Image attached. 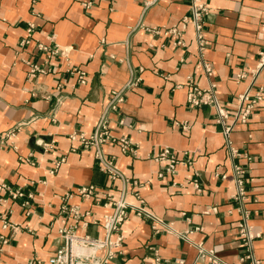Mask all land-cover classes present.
I'll use <instances>...</instances> for the list:
<instances>
[{
	"label": "crops",
	"instance_id": "obj_1",
	"mask_svg": "<svg viewBox=\"0 0 264 264\" xmlns=\"http://www.w3.org/2000/svg\"><path fill=\"white\" fill-rule=\"evenodd\" d=\"M206 2L205 58L215 70L210 79L196 65L193 25L180 35L169 31L191 14L189 0H0V183L25 193L13 199L0 192L8 197L0 201V214L18 225L3 229L0 219V236L8 239L0 238V264H49L63 243V220L79 234L105 236L103 216L111 209L103 205L102 190L119 194L123 183L100 169L95 147L71 135L93 133L118 92L122 101L107 111L108 129L130 139L136 151L123 152L113 141L103 142V151L128 178L143 183L140 194L171 228L157 232L151 219L131 211L118 231L122 246L107 264H148L156 253L167 264H213L198 259V244L237 264L241 212L233 198L234 163L245 170V204L260 233L254 252L264 264V95L248 121L233 122L240 96L264 89V65L258 67L264 0ZM30 24V42L21 44ZM179 39L184 44H176ZM39 43L59 52L47 58ZM32 64L42 68L34 77ZM77 69L86 73L84 83ZM210 82L230 114L229 140L240 153L233 158L216 108L188 101L193 86L208 89ZM16 126L15 136L1 144ZM165 147L175 159L172 172L168 157L155 158ZM90 184L100 193L78 194ZM127 198L136 200L131 193Z\"/></svg>",
	"mask_w": 264,
	"mask_h": 264
},
{
	"label": "built area",
	"instance_id": "obj_2",
	"mask_svg": "<svg viewBox=\"0 0 264 264\" xmlns=\"http://www.w3.org/2000/svg\"><path fill=\"white\" fill-rule=\"evenodd\" d=\"M191 4V14L182 17L180 22V28H172L169 31L180 35L181 31L185 29L189 24L193 25L195 40L198 48V61L196 63L197 68L202 69L206 76L210 79L215 70L211 64L205 58V50L208 45V41L204 31V16L209 12L210 7L206 0H189ZM91 1L86 3L88 6ZM34 31V25L30 24L27 28V36L22 39L21 44L29 43ZM176 44H184L182 40H177ZM38 48L46 53L47 58L57 54L59 52L57 47H51L43 43L38 44ZM264 65V51L260 52L259 70ZM258 70V71H259ZM42 68L38 64H32L29 71V75L36 76ZM79 73L80 82L86 81V73L84 71L76 70ZM257 72V70L255 71ZM258 73V72H257ZM246 76L245 73H240L239 78ZM134 80V79H133ZM130 81L128 87L134 84V81ZM136 81L139 78L135 79ZM215 83L210 82L208 89H201L198 86H193L188 92V101L194 105L210 104L216 108L218 113L217 121L225 125V133L228 137L227 143L230 150L231 157L240 155L238 150L232 145L229 140L230 131L233 128V124H227V119L230 114L219 103L215 93ZM264 89H260L253 97L249 92L240 96L241 106L239 110L234 114L233 122L248 121L252 110L262 101L264 95ZM122 101L121 92L115 93L112 101L109 104L106 113L102 117L97 129L87 135L83 133H74L71 138L79 140L83 147H95L96 157L99 162L100 169L104 171L111 180L120 179L123 183L119 194H115L111 188H103L102 195L105 198L103 205L109 207L111 210L103 216V227L105 230V236L103 238L92 237L88 234H79L76 230V225H67L65 220L59 227L58 232L63 240L62 245L57 249L56 253L49 258V264H107L114 258L116 252L122 246L123 235L118 234L122 224L128 219L131 211L135 212L138 216L151 219L153 222V228L155 231L160 232L162 230H169L171 225L165 223L163 219L154 214L149 208L145 199L140 194L138 187L143 186V183L128 178L123 171H121L114 163L113 157H106L102 143L106 141H113L117 143L123 152H134L136 149L132 146L130 139L126 137L111 135L108 129L107 111L109 108L114 109L117 104ZM20 126H16L6 132V138L1 141V144L8 143V139L15 136ZM37 144L42 145L40 141H36ZM49 148H53V141L49 144ZM168 157L170 160L167 171L172 172L174 169L175 159L172 155L170 147H165L163 151L155 154V158ZM64 158L58 160L55 167L50 170V173H54L59 167ZM233 178L236 185L233 198L239 203L238 209L241 212V218L238 222V234L241 241L242 254L238 259L237 264H243L246 260H249L251 264H261L259 258L256 257L254 252V240L260 236V233H256L253 230L251 222V212L246 207V200L248 199V190L245 186L244 173L245 170L238 164H233ZM131 187V188H130ZM198 188V184L196 183ZM5 191L9 197L15 199L24 196L22 188H13L7 183H0V192ZM100 193L97 186L90 184L78 189V194L82 196H92ZM131 193L135 197V201H130L127 195ZM32 197V193L28 194ZM8 197H0V201H6ZM27 203V201H26ZM74 216L79 217V211H74ZM0 219L3 229H12L15 231L18 225L11 221L6 215L0 214ZM2 243L7 242V238L4 235L0 236ZM100 251H103L101 254ZM198 259L202 261H209L213 264H231L223 260L214 249L205 248L202 244H198ZM148 264H167L159 254H155L153 259Z\"/></svg>",
	"mask_w": 264,
	"mask_h": 264
}]
</instances>
